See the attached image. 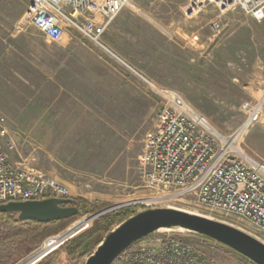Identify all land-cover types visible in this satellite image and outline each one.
<instances>
[{
	"label": "rangeland",
	"instance_id": "374dc122",
	"mask_svg": "<svg viewBox=\"0 0 264 264\" xmlns=\"http://www.w3.org/2000/svg\"><path fill=\"white\" fill-rule=\"evenodd\" d=\"M192 1L132 0L134 8H124L126 16L118 22L116 16L103 39L157 86L178 92L221 134H230L245 120L244 104L260 105L259 120L250 126L241 147L264 163V20L256 23L239 11L221 12L209 0H200L202 9L188 17L185 10ZM27 4V0H0V117L8 131V136L0 137V149L12 168L22 163L51 171L73 197L102 203L101 210L79 214L63 231L81 217L113 206H133L136 213L172 206L200 214L201 208L188 199L145 203L146 199L164 195L145 188L138 170L143 140L155 124L157 96L74 34L59 42H48L25 23ZM112 26L117 27L115 33L110 30ZM74 71L102 74V113L97 114L102 121L92 117L90 124L98 125V130L89 126L85 130L88 135L78 136L76 146L102 150L94 155L102 156V160H69L67 137L55 138L62 144L51 146L34 141L36 121L48 124L49 131L52 117L57 116L37 112L40 99L36 96L42 93L34 84L52 73ZM53 96L47 92L48 99ZM83 122L89 125L88 120ZM9 140L14 142L13 150H8ZM234 228L249 233L238 224ZM158 234L200 246L221 264H252L226 247L186 231L173 229ZM250 236L255 238L253 233ZM46 239L27 255L13 254L15 242L0 243V264H9L5 259L9 254H13V264H27L24 260ZM95 249L92 245L77 264H84Z\"/></svg>",
	"mask_w": 264,
	"mask_h": 264
},
{
	"label": "built area",
	"instance_id": "2783aa9c",
	"mask_svg": "<svg viewBox=\"0 0 264 264\" xmlns=\"http://www.w3.org/2000/svg\"><path fill=\"white\" fill-rule=\"evenodd\" d=\"M131 1L27 0L23 18L48 41H59L68 34L76 35L157 96L155 124L143 140L138 170L145 188L164 195L146 199L145 203L188 199L201 208L200 214L196 215L232 227L235 224L243 226L248 234L253 233L264 244V163L241 147L244 135L259 120L260 105L244 104L245 120L233 132L224 135L178 92L157 86L129 65L106 45L103 37L122 9L134 8ZM209 2H215L221 12L239 11L256 23L264 20V0ZM202 7L200 0L192 1L185 13L188 17L193 16ZM5 136L8 131L0 117V137ZM7 147L14 149L13 140H9ZM17 165L12 168L0 149V205L69 198L67 187L56 179L38 170L24 169L22 163ZM119 207L81 217L64 231L48 237L24 261L38 263L87 231L98 217ZM167 208L183 211L172 206ZM117 260L129 264H221L200 246L158 233L135 242Z\"/></svg>",
	"mask_w": 264,
	"mask_h": 264
},
{
	"label": "water",
	"instance_id": "95a60500",
	"mask_svg": "<svg viewBox=\"0 0 264 264\" xmlns=\"http://www.w3.org/2000/svg\"><path fill=\"white\" fill-rule=\"evenodd\" d=\"M14 215L19 222L50 224L79 215L76 200L48 198L40 201L9 202L0 205V215ZM180 229L198 235L247 259L264 264V244L227 224L173 208L136 213L102 238L84 264H114L135 242L159 230Z\"/></svg>",
	"mask_w": 264,
	"mask_h": 264
},
{
	"label": "crops",
	"instance_id": "0c3cea01",
	"mask_svg": "<svg viewBox=\"0 0 264 264\" xmlns=\"http://www.w3.org/2000/svg\"><path fill=\"white\" fill-rule=\"evenodd\" d=\"M125 10L126 9H122L119 12V14L117 15L118 18L116 17V22H118L120 18L126 16ZM116 29H114L113 26L110 28L112 33H115ZM111 44L112 46L117 48L118 51H121L114 42H111ZM125 54L127 53L124 52V55ZM107 76L108 75H106V77ZM34 86L35 88L40 89L42 93L41 96L38 95L39 93L37 94L38 96H36L40 99V101L38 102L40 107L38 108L37 112L45 114H57V116L52 117V123L51 125H49V131L48 124H44L43 121H36L34 125L35 144L42 146H51L55 143L62 144L61 140L55 141L54 139L67 137L69 139L67 143L70 146L68 148V151L66 150L70 155L69 160L75 162L92 161L99 159L102 160V156H94L97 153H102V150L100 149L95 150L87 146L83 148H76L80 140L78 136H81V138L82 136L86 137V135L88 134L85 130H87L89 126L90 129L92 127L95 128V130H98L99 126L96 125V127H93L90 124V119L94 117L96 121H102V119H100V117L97 115L99 113H102V74L92 75L91 73L77 71L69 73L60 72L59 74L52 73L48 76H44V78H41L40 81L38 80V83H35ZM47 92H50L51 96H53V94L56 92L57 94L56 96L48 99ZM84 120L89 121L88 126L84 124ZM71 145H74V147H71ZM16 167H18V165H16ZM23 168L38 170L49 177H56L54 179L65 185L64 182L60 181L61 179L58 178V176H54L51 171L40 170L38 168L30 167L26 164H23ZM69 198L75 200L77 199L70 194V191ZM68 259L69 258L66 253H60L58 259L54 264H66V261Z\"/></svg>",
	"mask_w": 264,
	"mask_h": 264
},
{
	"label": "trees",
	"instance_id": "16d2710c",
	"mask_svg": "<svg viewBox=\"0 0 264 264\" xmlns=\"http://www.w3.org/2000/svg\"><path fill=\"white\" fill-rule=\"evenodd\" d=\"M76 207L79 214L94 213L103 208L100 202L89 203L83 199H76ZM135 214L133 206H128L99 217L88 232L66 243L60 250L47 256L39 264H53L62 252L67 254L69 264H77L85 257L92 245L97 247L104 236ZM74 218L50 224H39L33 221L19 222L14 215H0V243L15 242L13 254L27 255L45 238L61 232ZM13 254L6 256L7 263H15V260L11 259ZM114 264H122V262L116 260Z\"/></svg>",
	"mask_w": 264,
	"mask_h": 264
},
{
	"label": "bare ground",
	"instance_id": "6f19581e",
	"mask_svg": "<svg viewBox=\"0 0 264 264\" xmlns=\"http://www.w3.org/2000/svg\"><path fill=\"white\" fill-rule=\"evenodd\" d=\"M184 211V210H183ZM186 212H188V213H192V214H195V213H193V212H189V211H186ZM196 215V214H195ZM175 231H183V230H180V229H174ZM160 231H167V230H159L158 232H160ZM169 231V230H168ZM172 231V230H171Z\"/></svg>",
	"mask_w": 264,
	"mask_h": 264
}]
</instances>
